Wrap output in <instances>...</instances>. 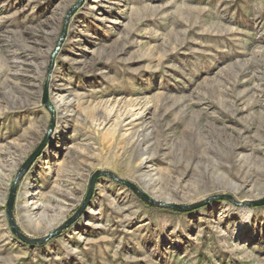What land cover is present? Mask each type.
Wrapping results in <instances>:
<instances>
[{"label":"rangeland","instance_id":"obj_1","mask_svg":"<svg viewBox=\"0 0 264 264\" xmlns=\"http://www.w3.org/2000/svg\"><path fill=\"white\" fill-rule=\"evenodd\" d=\"M262 201L264 0H0V264H264Z\"/></svg>","mask_w":264,"mask_h":264},{"label":"water","instance_id":"obj_2","mask_svg":"<svg viewBox=\"0 0 264 264\" xmlns=\"http://www.w3.org/2000/svg\"><path fill=\"white\" fill-rule=\"evenodd\" d=\"M44 144V143H43ZM40 145L37 150L35 151V153L32 154V156L30 157L28 163L26 164V166H28L40 153L42 147L44 145ZM123 184L125 185H128L129 187H131L133 190L136 191V193L138 194L139 197H141L144 201H146L147 203H150V204H153V205H156V206H161V207H164V208H169V209H173V210H176V211H181V210H191V209H194V208H197L198 206L200 205H197V206H189V207H180V206H176V205H170V204H167V203H159V202H155V201H152L150 200L145 194H142L140 192H138L136 189H134L133 186L125 183V182H122ZM92 185H93V181L91 182V185H90V188H89V191H88V194L86 196V199L83 203V205L81 206V208L76 212V214L71 218L69 219L64 225H62L58 230H56L53 234V235H56L58 234L60 231H62L64 228L68 227L81 213L82 211L84 210L85 206H86V203L88 202V199L90 197V193H91V189H92ZM14 185L11 187V191H10V195H9V198L6 202V213H7V216H8V219H9V223H10V226L13 230H15V227H14V224H13V221H12V205H13V200H14ZM260 203H264V201L260 202ZM260 203H253V205H257V204H260ZM16 231V230H15ZM18 237L24 241V242H28V243H31V244H37L38 242L36 241H30V240H27L25 239L24 237H22L20 234H18Z\"/></svg>","mask_w":264,"mask_h":264},{"label":"bare ground","instance_id":"obj_3","mask_svg":"<svg viewBox=\"0 0 264 264\" xmlns=\"http://www.w3.org/2000/svg\"><path fill=\"white\" fill-rule=\"evenodd\" d=\"M242 213H243V215L248 217L250 212L248 210H242Z\"/></svg>","mask_w":264,"mask_h":264}]
</instances>
